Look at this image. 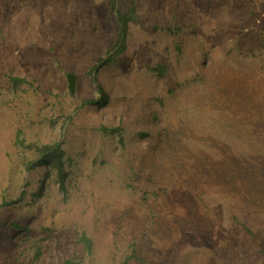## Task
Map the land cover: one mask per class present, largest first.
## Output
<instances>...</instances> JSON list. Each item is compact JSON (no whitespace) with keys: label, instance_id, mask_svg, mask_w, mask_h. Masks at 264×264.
Returning <instances> with one entry per match:
<instances>
[{"label":"rangeland","instance_id":"obj_1","mask_svg":"<svg viewBox=\"0 0 264 264\" xmlns=\"http://www.w3.org/2000/svg\"><path fill=\"white\" fill-rule=\"evenodd\" d=\"M132 5L89 106L108 0H0V264H264V0Z\"/></svg>","mask_w":264,"mask_h":264},{"label":"trees","instance_id":"obj_2","mask_svg":"<svg viewBox=\"0 0 264 264\" xmlns=\"http://www.w3.org/2000/svg\"><path fill=\"white\" fill-rule=\"evenodd\" d=\"M108 7L110 11L114 13V18L117 26V38L115 42L107 49L105 57L99 59L98 63L94 65L90 70V75L93 77V81L96 84V90L99 94V98L96 100L84 101L85 105L95 106L98 104H106L108 101V94L105 92L102 84L99 82L95 73H97L100 68L109 66L110 64L116 63L120 56L124 54L127 49V40L129 35L130 24L137 20L135 6L132 5L129 9L123 10L121 7V0H108ZM11 83L16 86L25 81L19 77L12 76L10 78ZM67 90L71 96H75L78 88V79L73 72L66 74ZM106 132L116 133L115 130L104 129ZM38 153V158L36 161L29 163V166L33 168H38L42 166H49L55 170L57 182L61 191L66 190L67 172L64 162L65 152L63 150L62 144L56 142L53 144L37 145L34 147ZM1 229V227H0ZM80 242L83 244L86 251L90 254L92 252V241L85 234L80 237ZM64 264H75L73 261L68 260ZM123 264H127L124 262Z\"/></svg>","mask_w":264,"mask_h":264}]
</instances>
